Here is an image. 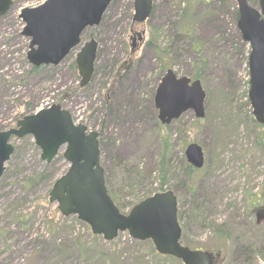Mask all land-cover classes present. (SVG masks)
Returning <instances> with one entry per match:
<instances>
[{
  "label": "rangeland",
  "instance_id": "374dc122",
  "mask_svg": "<svg viewBox=\"0 0 264 264\" xmlns=\"http://www.w3.org/2000/svg\"><path fill=\"white\" fill-rule=\"evenodd\" d=\"M11 1V7L0 16V131L14 127L25 115L58 104L75 123L88 131L102 132L105 143L100 162L122 201L133 202L146 191H155L159 181L154 160L160 149L161 129L156 111L153 108V118L147 101H152L164 72L152 45L168 48L172 57L165 62L177 76L193 79L199 62L189 41L182 39L171 46L167 41L174 36L186 0H152L150 16L142 23L131 20L133 0H115L108 6L100 24L81 35L82 43L91 37L98 42L95 70L84 88L79 87L74 65L80 46L55 66L31 69L26 60L29 39L21 35L24 23L19 14L22 8H32L44 0ZM247 1L258 9L257 3ZM234 3L236 7V0ZM131 30L142 31V42L130 39ZM248 51L246 46L243 55L232 57L226 46L220 54L209 56L202 81L199 79L205 92V116L197 122L188 110L168 125L173 177H166L164 187L176 196L183 243L215 253L214 264L248 260L264 264L258 251L263 249L264 253V152L254 142L255 132H264V123L255 128L251 122L249 73L244 59ZM121 64L127 65L126 77L114 86L115 70ZM110 98L120 106L107 115L103 101ZM189 143L201 147L204 165L190 180H184L182 158ZM11 144L13 152L0 177V264H181L176 259L155 257L158 254L149 240L137 242L124 232L107 242L92 235L75 217H62L56 203L48 201V193L68 167L62 157L64 146L46 164L31 136L12 139ZM118 158L145 171V179L140 183L132 177L127 180L116 168ZM189 188L195 189L196 196L190 195ZM253 195L260 201L248 208ZM199 196L203 198L198 200ZM46 221L52 223L53 231L48 230ZM210 223L220 226L224 237L216 236ZM232 241L250 247L247 252L241 246L233 248Z\"/></svg>",
  "mask_w": 264,
  "mask_h": 264
},
{
  "label": "water",
  "instance_id": "95a60500",
  "mask_svg": "<svg viewBox=\"0 0 264 264\" xmlns=\"http://www.w3.org/2000/svg\"><path fill=\"white\" fill-rule=\"evenodd\" d=\"M111 0H45L36 8H24L19 18L24 23L22 35L29 38L26 60L33 67L55 66L80 44L83 30L97 26ZM236 27L243 42L250 47L247 57L249 73L247 98L252 115L264 123V0L258 9L247 0H236ZM12 4L0 0V16ZM152 0H134L133 21L142 23L149 16ZM97 42L90 39L75 55L79 86L85 87L94 71ZM205 92L199 80L177 77L167 69L156 86L153 103L157 120L164 125L191 110L195 118L204 117ZM32 136L40 149V159L49 163L64 146L67 170L53 183L48 200L56 202L63 216L76 215L93 235L106 241L118 232L130 238L150 240L160 255L179 259L183 264H213L206 251L191 250L179 243L181 229L177 221L176 198L172 191L155 193L121 214L107 194L103 168L99 163L98 134L86 126L74 124L70 113L53 104L16 122L15 128L0 131V177L13 151L11 137ZM186 161L195 168L203 165V153L196 143L184 150ZM258 219V216H257Z\"/></svg>",
  "mask_w": 264,
  "mask_h": 264
},
{
  "label": "trees",
  "instance_id": "16d2710c",
  "mask_svg": "<svg viewBox=\"0 0 264 264\" xmlns=\"http://www.w3.org/2000/svg\"><path fill=\"white\" fill-rule=\"evenodd\" d=\"M252 1L257 3V0H252ZM114 2L115 0H113L109 6H112ZM178 19L179 22L178 21L176 22L174 36L170 39V41L169 39H167V41L169 42L170 46L173 43L178 42L182 39H186L189 41V48L192 50L195 60L199 62L197 69L192 74L193 79H200L202 81L201 73L203 68L205 67L207 58L209 56H214L215 53L220 54V52L225 51L226 46H228L231 49L232 52L230 53V56L232 57L239 54L243 55L245 53V48L247 45L243 43V41L241 40L238 30L236 28L237 10L235 7L234 0H186V8L184 10L182 9L181 13L178 14ZM228 26H230V28ZM155 34L156 31H153L152 32L153 39L155 37ZM204 46H206L205 50H203ZM152 48L155 57H157L158 60H160L161 62V67H160L161 72H164L167 68H171V64L168 65L167 62H165V60H169L172 57L168 48H160L159 46L157 47L155 45H152ZM244 59H246V55L244 56ZM118 67L115 70L117 74L115 72L116 76L114 80V86L115 85L117 86L118 84L122 83L123 80H125L126 77L125 74L127 73L128 70L126 64L125 66L124 64H121ZM31 69L33 71L37 70V68L34 67H32ZM121 69H123L122 74H120ZM112 88L113 86H111V89ZM118 105L119 103H117L116 101H111V98L109 100L103 101V107L105 108L107 115L111 114L113 111L114 112L117 111L118 107L120 106ZM147 105L149 106V109L153 113V118H154L155 111L153 109L152 101L151 100L147 101ZM196 121L200 122L199 120ZM251 122L253 123L255 128L261 127V125L255 123L253 117ZM158 128L161 129V134L159 139L160 149L155 157L154 166L157 169L155 178L159 181V186L156 191L158 190L162 191L163 187L165 186L164 183L166 181V177L169 176L173 177V174L171 173L170 170V161L172 160V149L169 138L170 134L168 133V125L162 126L158 124ZM97 132H98L99 150L101 152L104 149L105 142L102 137V132L101 131H97ZM254 138H255L254 142L256 146H258L264 152V132L256 131ZM101 165L104 170V181H105V187L107 193L114 202V204L116 205V207L118 208V210L122 211L125 208L129 210L135 203H137L138 201L142 200L147 196H150L152 193L155 192L153 190L146 191L141 198H136L133 202L125 201V200L122 201L118 196V194L120 193L119 190L113 188V186L110 184L109 175L106 176V167L102 163ZM182 165H183V169H182L183 179L190 180L193 176V172L196 170L193 169L190 165H188L185 159L183 158H182ZM116 168L122 171L123 174L126 175V177H128L127 180L132 177L133 181H137L140 183L146 177L145 171L144 172L139 171L137 166L135 168L128 166V164L120 158L117 159ZM181 185H183V180H181ZM194 190L195 189L192 188L188 189V192L192 197L196 196ZM202 198L203 197L199 196L197 199L200 200ZM250 199L251 201L248 202L249 203L248 208H251L260 201L257 195H253ZM177 218L178 221L181 220V215L178 211H177ZM16 219L19 220V218ZM46 224L48 230L53 231L55 229L50 221H46ZM209 226L215 232L216 236L224 237V235L221 234L220 226H217L214 223H210ZM222 229H224V226H222ZM227 239H229V237H227ZM180 242L185 245V243H183L184 239L182 235ZM232 245L233 248L241 246L237 241L235 242L232 241ZM248 247H250V245L241 246L242 250L245 251L247 250ZM261 250L263 249H259L258 251L260 252L261 258L264 259V253L262 254ZM159 256L160 255H157L155 257H159ZM161 258L174 260V258L171 257L161 256ZM251 263L252 261L248 260L245 263L244 261L243 262L241 261L239 264H251Z\"/></svg>",
  "mask_w": 264,
  "mask_h": 264
},
{
  "label": "flooded vegetation",
  "instance_id": "af4514ba",
  "mask_svg": "<svg viewBox=\"0 0 264 264\" xmlns=\"http://www.w3.org/2000/svg\"><path fill=\"white\" fill-rule=\"evenodd\" d=\"M135 37V38H134ZM136 38H138L141 42H142V40H141V35L140 34H137V32H132V35L130 36V39L132 40V41H134Z\"/></svg>",
  "mask_w": 264,
  "mask_h": 264
},
{
  "label": "bare ground",
  "instance_id": "6f19581e",
  "mask_svg": "<svg viewBox=\"0 0 264 264\" xmlns=\"http://www.w3.org/2000/svg\"><path fill=\"white\" fill-rule=\"evenodd\" d=\"M75 65V64H74ZM76 67V66H75Z\"/></svg>",
  "mask_w": 264,
  "mask_h": 264
}]
</instances>
